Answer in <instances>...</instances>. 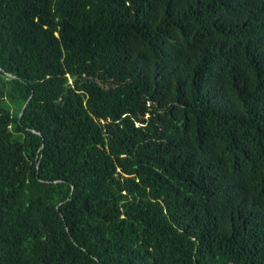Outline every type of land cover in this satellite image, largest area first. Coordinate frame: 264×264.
Returning <instances> with one entry per match:
<instances>
[{
  "label": "trees",
  "instance_id": "1",
  "mask_svg": "<svg viewBox=\"0 0 264 264\" xmlns=\"http://www.w3.org/2000/svg\"><path fill=\"white\" fill-rule=\"evenodd\" d=\"M0 264H264V0H0Z\"/></svg>",
  "mask_w": 264,
  "mask_h": 264
},
{
  "label": "rangeland",
  "instance_id": "2",
  "mask_svg": "<svg viewBox=\"0 0 264 264\" xmlns=\"http://www.w3.org/2000/svg\"><path fill=\"white\" fill-rule=\"evenodd\" d=\"M7 107L10 108V110L15 113L16 110L13 109L10 105L7 104Z\"/></svg>",
  "mask_w": 264,
  "mask_h": 264
},
{
  "label": "water",
  "instance_id": "3",
  "mask_svg": "<svg viewBox=\"0 0 264 264\" xmlns=\"http://www.w3.org/2000/svg\"><path fill=\"white\" fill-rule=\"evenodd\" d=\"M24 109H25V107H24ZM24 109H23V111H24ZM23 111H22V113H23Z\"/></svg>",
  "mask_w": 264,
  "mask_h": 264
}]
</instances>
